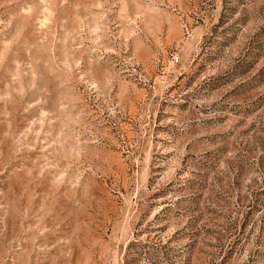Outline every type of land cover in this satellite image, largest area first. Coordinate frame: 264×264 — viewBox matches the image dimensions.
I'll return each instance as SVG.
<instances>
[{
  "label": "rangeland",
  "instance_id": "1",
  "mask_svg": "<svg viewBox=\"0 0 264 264\" xmlns=\"http://www.w3.org/2000/svg\"><path fill=\"white\" fill-rule=\"evenodd\" d=\"M0 264H264V0H0Z\"/></svg>",
  "mask_w": 264,
  "mask_h": 264
},
{
  "label": "built area",
  "instance_id": "2",
  "mask_svg": "<svg viewBox=\"0 0 264 264\" xmlns=\"http://www.w3.org/2000/svg\"><path fill=\"white\" fill-rule=\"evenodd\" d=\"M172 58L177 60L178 59V56L177 55H172Z\"/></svg>",
  "mask_w": 264,
  "mask_h": 264
}]
</instances>
